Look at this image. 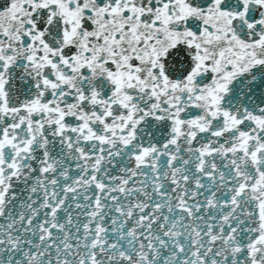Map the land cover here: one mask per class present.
<instances>
[{
	"label": "snow or ice",
	"instance_id": "6c2138e0",
	"mask_svg": "<svg viewBox=\"0 0 264 264\" xmlns=\"http://www.w3.org/2000/svg\"><path fill=\"white\" fill-rule=\"evenodd\" d=\"M0 264H264V0H0Z\"/></svg>",
	"mask_w": 264,
	"mask_h": 264
}]
</instances>
